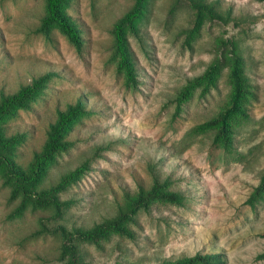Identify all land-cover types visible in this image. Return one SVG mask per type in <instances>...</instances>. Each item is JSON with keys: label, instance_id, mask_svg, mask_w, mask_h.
I'll list each match as a JSON object with an SVG mask.
<instances>
[{"label": "rangeland", "instance_id": "rangeland-1", "mask_svg": "<svg viewBox=\"0 0 264 264\" xmlns=\"http://www.w3.org/2000/svg\"><path fill=\"white\" fill-rule=\"evenodd\" d=\"M45 0H0V95L11 94L35 77L52 74L43 94L8 122V135L26 133L16 160L25 167L46 138L57 110L79 98L90 115L77 124L74 146L49 169L44 186L81 164L87 168L62 195L76 202L67 226L90 227L115 215L123 192L148 186L152 172L169 177L185 197L182 207L156 205L138 214L134 240L111 236L99 247L84 244L88 264L158 263L197 252L222 253L226 264H264V203L245 204L264 169V3L206 0L229 12L227 24L206 21L185 46L183 31L192 11L175 0H151L140 39L130 38L139 82L126 86L112 58L111 30L134 0H73L67 10L79 25L82 48L57 31L37 32ZM220 36L238 42L253 87L250 118L235 132L227 153L212 145L199 126L228 98L226 69L204 96L197 90L179 111L173 103L183 85L214 58ZM17 202L0 178V264H60L59 238L40 233L46 211L9 215Z\"/></svg>", "mask_w": 264, "mask_h": 264}, {"label": "trees", "instance_id": "trees-1", "mask_svg": "<svg viewBox=\"0 0 264 264\" xmlns=\"http://www.w3.org/2000/svg\"><path fill=\"white\" fill-rule=\"evenodd\" d=\"M73 0H45L44 14L37 29L45 38L50 39L53 31L62 35L75 49L82 48V36L76 20L67 10ZM184 3L192 11V20L183 31L185 46L197 39L206 21L227 24L231 20L229 12L222 13L214 2L206 0H175ZM264 3V0H257ZM151 0H134L132 6L114 23L112 34V58L116 71L122 74L126 86L136 88L139 79L135 55L130 45V38L140 39L141 25L150 10ZM214 58L199 76L189 79L177 93L173 103L176 110L188 102L199 90L204 96L216 88L224 69L228 72L230 86L228 98L220 110L209 120L201 124L200 131H210L213 135L212 145L227 153L234 149L236 128L250 118L249 102L254 97L253 87L246 75V61L239 44L233 38L220 36L214 45ZM52 74L46 73L35 77L11 94L0 95V178L2 184L9 188V200L17 202L11 219L22 217L27 211H46L39 221L40 233L52 234L59 238L58 261L60 264H88L83 254L84 244L99 247L102 242L116 235L134 240L133 226L141 212L150 213L156 205H173L182 207L186 197L173 188V181L167 177L161 179L152 172L148 186L137 184L133 193L123 192L122 204L118 205L114 216L94 223L90 227L72 226L65 223L69 208L74 199H63L62 195L71 185L79 181L87 168L81 164L76 169L61 175L55 183L44 186L49 169L58 158L67 153L74 142L70 139L74 127L90 115L85 101L79 98L67 104L63 110H57L56 117L49 124L46 138L32 159L25 166L16 160L19 147L26 139V133L8 135L7 124L19 111H27L43 94ZM264 203V169L258 183L253 187L245 204L254 210ZM130 264H226L225 256L218 253L197 252L175 260H162L158 263Z\"/></svg>", "mask_w": 264, "mask_h": 264}]
</instances>
